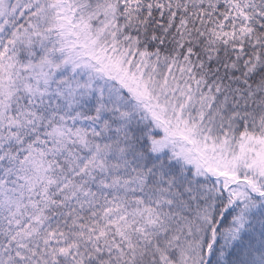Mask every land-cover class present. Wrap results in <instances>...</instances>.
I'll use <instances>...</instances> for the list:
<instances>
[{
  "label": "snow or ice",
  "instance_id": "obj_1",
  "mask_svg": "<svg viewBox=\"0 0 264 264\" xmlns=\"http://www.w3.org/2000/svg\"><path fill=\"white\" fill-rule=\"evenodd\" d=\"M0 264H264V0H0Z\"/></svg>",
  "mask_w": 264,
  "mask_h": 264
}]
</instances>
